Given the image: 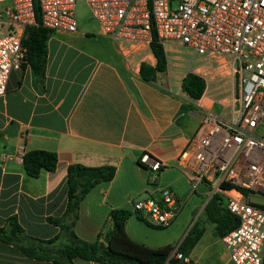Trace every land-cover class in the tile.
<instances>
[{"label": "crops", "instance_id": "0c3cea01", "mask_svg": "<svg viewBox=\"0 0 264 264\" xmlns=\"http://www.w3.org/2000/svg\"><path fill=\"white\" fill-rule=\"evenodd\" d=\"M185 75L179 66L157 72L154 80L132 73L99 26L90 32H54L43 79L29 64L12 72L0 96V228H10L9 218L15 216L22 232L11 241L0 233V264H104L80 257L69 260L57 251L67 237L49 218L62 217L67 210V168L72 163L116 167L112 180L97 184L82 200L73 228L79 238L105 242L113 226L111 210L125 208L132 212L126 231L133 240L153 248L167 245L149 244L146 233L159 227L150 217L133 212L132 199L145 197L148 189L171 186L175 172L186 176L178 157L197 132L203 113L197 99L182 89ZM33 149L55 151L56 169L32 177L23 158H4ZM145 152L167 164L156 185H149L153 173L139 163ZM212 224L215 242L222 245L217 264H231Z\"/></svg>", "mask_w": 264, "mask_h": 264}, {"label": "built area", "instance_id": "2783aa9c", "mask_svg": "<svg viewBox=\"0 0 264 264\" xmlns=\"http://www.w3.org/2000/svg\"><path fill=\"white\" fill-rule=\"evenodd\" d=\"M38 2L46 28L78 31L77 0ZM86 3L132 73H139L143 64L156 63L154 37L166 55L173 46L187 49L191 59L185 74L199 75L206 87L197 99L201 124L178 163L194 193L205 184L207 200L219 196L238 218L237 226L222 237L232 263L264 264V0ZM36 24V0H0V96L12 72L27 64L22 39ZM14 157L21 159L23 153L4 156ZM139 163L153 173L149 185L157 184L167 166L147 152ZM147 192L132 199L133 212L150 217L155 225H171L182 208L176 191L167 185ZM173 254L188 261L177 247Z\"/></svg>", "mask_w": 264, "mask_h": 264}, {"label": "trees", "instance_id": "16d2710c", "mask_svg": "<svg viewBox=\"0 0 264 264\" xmlns=\"http://www.w3.org/2000/svg\"><path fill=\"white\" fill-rule=\"evenodd\" d=\"M36 17L37 24L26 29L22 42L27 49V64L31 66L38 77L43 79L48 55V40L54 31L43 25L38 0H36ZM152 49L157 58L156 65L143 64L140 70V75L146 80H154L157 72L166 71L168 68L165 49L156 37L153 39ZM25 65L26 63L23 64V66ZM205 87V80L191 71L185 75L182 81L183 91L194 99L200 98ZM58 162V154L51 150L33 149L23 155L24 169L32 177H38L43 169L55 170ZM115 173L116 167L113 165L88 166L81 163H72L68 166L67 210L62 217L49 218L50 222L61 227L63 234L67 237V241L63 246L57 249L60 255L69 260L80 257L104 264H200L193 260L186 261L176 257L173 254L175 247L171 244L153 248L133 240L126 231V222L132 212L125 208L111 210L110 215L113 226L106 233L105 242L99 240L89 242L76 235L73 228L79 217L82 200L97 184L112 180ZM204 212L205 219H203V222L201 219L196 220L177 246V251L183 253L185 257L190 255V252L203 235L206 222L214 223L221 237L238 224V218L224 206L219 196L208 201ZM9 224L10 228H0V233L5 239L11 241L22 232V227L15 216L9 218ZM157 227L164 228L158 225ZM33 249L32 245L27 250L30 253Z\"/></svg>", "mask_w": 264, "mask_h": 264}, {"label": "rangeland", "instance_id": "374dc122", "mask_svg": "<svg viewBox=\"0 0 264 264\" xmlns=\"http://www.w3.org/2000/svg\"><path fill=\"white\" fill-rule=\"evenodd\" d=\"M76 15L78 19V29L90 32L93 31L94 27L99 26L86 0H77ZM167 55L169 56L168 60L171 63V69L175 70L178 68V65L183 70L187 69L191 56L187 53L185 47L173 46L171 47V51L167 52ZM215 109L219 110V107L215 106ZM173 177L176 181L170 187L176 191L184 209L179 212L171 225L165 228L153 227L148 230L149 232L146 233L145 238L152 246L171 244L176 248L187 233L188 228L196 220L201 219L203 222L204 212L201 213V211L207 200V195L204 193L207 191L206 185L202 184L199 188V192L194 193L187 182V177L183 173L175 172L173 173ZM149 220L153 222L152 219L149 218ZM213 227L214 225L212 223L207 225V232L203 240L194 250V256L192 257L193 261L197 260V262L201 264H217L219 261L218 254L222 250V245L218 241L215 242L218 236L212 233ZM199 255L200 259L197 258Z\"/></svg>", "mask_w": 264, "mask_h": 264}]
</instances>
